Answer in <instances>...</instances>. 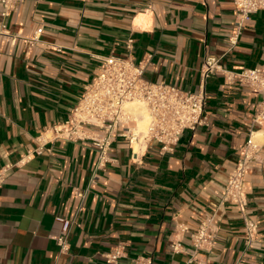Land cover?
<instances>
[{
  "label": "crops",
  "instance_id": "0c3cea01",
  "mask_svg": "<svg viewBox=\"0 0 264 264\" xmlns=\"http://www.w3.org/2000/svg\"><path fill=\"white\" fill-rule=\"evenodd\" d=\"M232 11V0H21L0 16L17 36L14 45L0 37V264H264V131L244 182L250 243L239 208L222 200L256 108L247 87L210 75L206 125L166 152L119 136L101 166L89 140L101 130L71 141L50 128L107 56H131L147 80L192 91L207 55L225 54L227 68L264 64V13L250 15L227 51ZM59 218L71 221L65 252ZM204 224L210 240L196 246ZM115 247L121 256L106 262Z\"/></svg>",
  "mask_w": 264,
  "mask_h": 264
},
{
  "label": "built area",
  "instance_id": "2783aa9c",
  "mask_svg": "<svg viewBox=\"0 0 264 264\" xmlns=\"http://www.w3.org/2000/svg\"><path fill=\"white\" fill-rule=\"evenodd\" d=\"M21 0H0V16L5 18L16 12ZM232 22L227 36L228 49L236 46L245 22L256 12L264 13V0H232ZM42 28L36 30L40 34ZM0 37L14 45L17 36L11 35L6 24L0 22ZM30 48L39 42L38 36L25 38ZM226 51V52H227ZM220 56H205L199 73L198 90L192 91L163 81L152 82L144 77L145 65L136 62L131 56L105 57L92 81L84 86L77 103L68 117L53 123L50 128L55 139H88L84 129L97 128L102 131L100 137L89 138L97 149V165L108 161L111 143L119 136L130 144L147 146L151 142L159 145L161 152L172 151L185 130H194L207 124L205 115V83L214 74L221 73L226 84H241L257 95L256 108L247 129V137L239 149L234 168L227 176L222 192V200L237 206L244 218L247 241L250 243L256 233V224L246 218L245 176L254 162L260 158L261 145L257 142L258 131H264V64L252 68H227ZM143 104L148 113L145 129L136 127L132 116L125 107L128 103ZM5 168H0V186L4 180ZM76 194L83 198L84 192ZM60 234L55 237L60 252L68 249L66 236L71 225L69 219L59 218ZM208 224L199 228L196 246L208 242ZM121 256L117 247L104 254L106 262L113 263Z\"/></svg>",
  "mask_w": 264,
  "mask_h": 264
},
{
  "label": "bare ground",
  "instance_id": "6f19581e",
  "mask_svg": "<svg viewBox=\"0 0 264 264\" xmlns=\"http://www.w3.org/2000/svg\"><path fill=\"white\" fill-rule=\"evenodd\" d=\"M125 110L132 116V119L135 121V125L138 129H145L148 120V113L143 104L139 102H131L126 105ZM136 119L139 121L140 126L138 125ZM134 147L138 149V144L134 143Z\"/></svg>",
  "mask_w": 264,
  "mask_h": 264
}]
</instances>
